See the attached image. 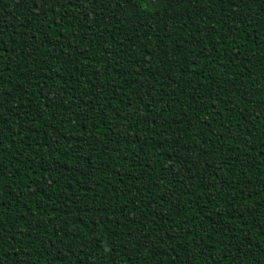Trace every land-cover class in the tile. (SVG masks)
Masks as SVG:
<instances>
[{"label": "trees", "instance_id": "1", "mask_svg": "<svg viewBox=\"0 0 264 264\" xmlns=\"http://www.w3.org/2000/svg\"><path fill=\"white\" fill-rule=\"evenodd\" d=\"M0 264H264V0H0Z\"/></svg>", "mask_w": 264, "mask_h": 264}]
</instances>
